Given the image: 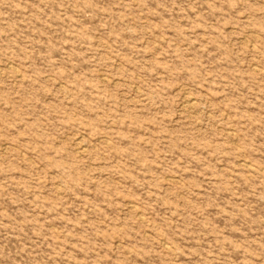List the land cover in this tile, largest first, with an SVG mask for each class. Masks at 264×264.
<instances>
[{"label":"rangeland","instance_id":"obj_1","mask_svg":"<svg viewBox=\"0 0 264 264\" xmlns=\"http://www.w3.org/2000/svg\"><path fill=\"white\" fill-rule=\"evenodd\" d=\"M0 264H264V0H0Z\"/></svg>","mask_w":264,"mask_h":264},{"label":"bare ground","instance_id":"obj_2","mask_svg":"<svg viewBox=\"0 0 264 264\" xmlns=\"http://www.w3.org/2000/svg\"><path fill=\"white\" fill-rule=\"evenodd\" d=\"M192 103H193V102H191V101H189V100L187 101V105H188L189 107H192ZM187 105H186V106H187ZM194 106H195V105H194Z\"/></svg>","mask_w":264,"mask_h":264}]
</instances>
